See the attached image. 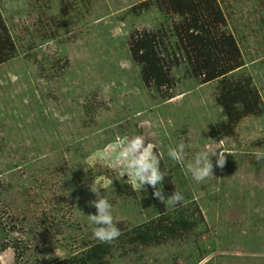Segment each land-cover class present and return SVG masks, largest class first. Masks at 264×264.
I'll use <instances>...</instances> for the list:
<instances>
[{
  "label": "rangeland",
  "instance_id": "obj_1",
  "mask_svg": "<svg viewBox=\"0 0 264 264\" xmlns=\"http://www.w3.org/2000/svg\"><path fill=\"white\" fill-rule=\"evenodd\" d=\"M142 1L0 0L15 46L0 63V242L20 252L15 258L13 248L0 250V264H47L95 239L93 182L122 233L146 222L153 214L146 190L134 191L114 167L121 143L137 135L156 145L181 203L193 202L201 222L158 244L117 243L108 261L264 264V159L255 155L264 153V112L242 118L231 137L209 135L208 124L222 118L215 81L200 83L180 64L171 69L170 98L145 86L128 36L142 28L168 32L179 18L154 4L137 8ZM217 2L238 45L240 72L264 105V0ZM44 21L51 35L42 37ZM180 142L183 165L168 156ZM217 143L229 152L225 167L196 182L187 162Z\"/></svg>",
  "mask_w": 264,
  "mask_h": 264
},
{
  "label": "trees",
  "instance_id": "obj_2",
  "mask_svg": "<svg viewBox=\"0 0 264 264\" xmlns=\"http://www.w3.org/2000/svg\"><path fill=\"white\" fill-rule=\"evenodd\" d=\"M153 4L158 11L177 15L179 19L170 22L168 32L161 27L155 30L142 28L129 34L128 55L139 67L141 82L161 97L170 98L175 83L171 69L180 64L187 76L200 83L215 81L213 100L219 106L222 118L208 124L209 135L231 137L242 118L261 115L264 105L251 77L240 72L243 62L238 45L226 29L217 0H143L136 7L147 9ZM50 21L54 23L52 19ZM43 24L46 27L42 25L40 36L51 35L45 21ZM14 54L13 40L0 16V63ZM161 169L164 170L162 165ZM166 171L167 176L160 187L165 195H170L175 190L172 175ZM153 191L151 186H146L153 210L146 222L134 224L111 244L96 239L83 241L78 251L63 259L53 258L47 264H111L107 258L114 246L120 247L117 243L158 244L181 237L201 222L193 202L165 205L153 196ZM8 247L13 248L15 258L20 256L15 243L0 242V250Z\"/></svg>",
  "mask_w": 264,
  "mask_h": 264
},
{
  "label": "clouds",
  "instance_id": "obj_3",
  "mask_svg": "<svg viewBox=\"0 0 264 264\" xmlns=\"http://www.w3.org/2000/svg\"><path fill=\"white\" fill-rule=\"evenodd\" d=\"M156 145L147 142L144 136H132L124 140L120 145V153L114 161L116 169H122L121 176L127 175V180L131 181V187L134 191L146 190V186H151L153 196L160 203L175 206L184 199L180 192H173L165 195L160 187L167 171L161 169V157L155 151ZM184 142H180L176 147L168 149V156L178 164H185ZM225 153L219 143L217 146H208L204 150L195 154L191 161L187 162L186 167L192 178L203 183L209 177L214 176V167L223 169L227 162ZM258 160L264 159V153H255ZM212 157H215V165ZM101 185L93 182L90 185V191L95 195L96 199L89 201L90 206L96 209L95 214H88L89 222L94 225L93 236L101 243L111 244L117 240L122 230L117 226L113 216V206L107 198L101 194ZM58 256V255H56ZM60 259L63 257L58 256ZM51 258V257H49Z\"/></svg>",
  "mask_w": 264,
  "mask_h": 264
}]
</instances>
